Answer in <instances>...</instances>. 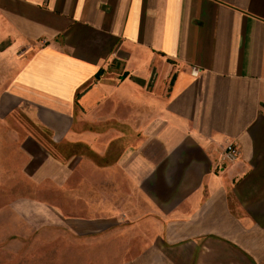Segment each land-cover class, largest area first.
<instances>
[{
	"label": "crops",
	"instance_id": "0c3cea01",
	"mask_svg": "<svg viewBox=\"0 0 264 264\" xmlns=\"http://www.w3.org/2000/svg\"><path fill=\"white\" fill-rule=\"evenodd\" d=\"M10 193L0 239L70 220L89 259L264 264V0H0Z\"/></svg>",
	"mask_w": 264,
	"mask_h": 264
},
{
	"label": "rangeland",
	"instance_id": "374dc122",
	"mask_svg": "<svg viewBox=\"0 0 264 264\" xmlns=\"http://www.w3.org/2000/svg\"><path fill=\"white\" fill-rule=\"evenodd\" d=\"M21 53L19 52V55ZM29 190L30 195L37 192L32 187ZM16 197L15 194L10 193L9 197L4 196V199L0 197V202H8ZM5 219L7 220L5 221ZM34 224L38 225L37 223ZM17 225L23 227L27 224L14 216L10 219L5 217L0 221V234L4 233V230L10 231L12 228L13 231L16 230ZM40 230H43V228H40ZM61 230L62 237L60 240H54L53 233L50 234L49 232L45 234L36 233L32 238L8 237L7 239H0V264H120L133 257V248L129 249L130 251L128 250L129 252L126 255L120 254V252L118 253L120 250L117 249H102V244L99 241L95 243V246L98 247L95 249L97 253L89 259L85 254L88 245L86 239L74 238L68 233L71 230L70 220L62 224ZM127 244H130V241ZM77 250L82 254H74ZM60 251L61 254H55ZM114 251H117V253H114Z\"/></svg>",
	"mask_w": 264,
	"mask_h": 264
},
{
	"label": "built area",
	"instance_id": "2783aa9c",
	"mask_svg": "<svg viewBox=\"0 0 264 264\" xmlns=\"http://www.w3.org/2000/svg\"><path fill=\"white\" fill-rule=\"evenodd\" d=\"M193 73L195 74L198 73V69L194 68ZM240 154H241L240 146L235 142H231L227 144L226 147L224 148L222 152V160L224 162L233 163L239 159Z\"/></svg>",
	"mask_w": 264,
	"mask_h": 264
}]
</instances>
